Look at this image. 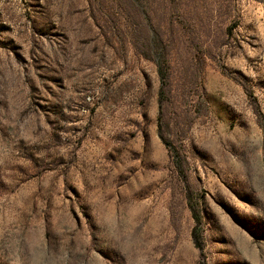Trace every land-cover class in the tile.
<instances>
[{"label": "rangeland", "instance_id": "374dc122", "mask_svg": "<svg viewBox=\"0 0 264 264\" xmlns=\"http://www.w3.org/2000/svg\"><path fill=\"white\" fill-rule=\"evenodd\" d=\"M0 264H264V0H0Z\"/></svg>", "mask_w": 264, "mask_h": 264}]
</instances>
